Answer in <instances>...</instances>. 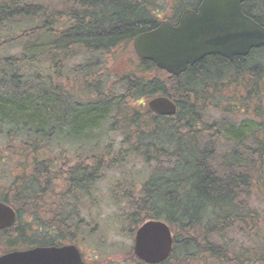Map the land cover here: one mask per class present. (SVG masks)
<instances>
[{"label":"trees","instance_id":"16d2710c","mask_svg":"<svg viewBox=\"0 0 264 264\" xmlns=\"http://www.w3.org/2000/svg\"><path fill=\"white\" fill-rule=\"evenodd\" d=\"M155 3L70 0L60 11L0 0V202L17 214L0 230V256L81 246L95 233L80 223L81 205L136 158L151 171L120 183L119 216L136 231L170 226L173 250L159 264H264V209L253 204L264 198V48L207 56L178 77L139 58L105 74L107 57L160 24ZM198 3L172 0L165 19ZM243 11L264 27V0H245ZM163 96L174 116L148 109ZM125 259L145 264L133 250Z\"/></svg>","mask_w":264,"mask_h":264},{"label":"water","instance_id":"95a60500","mask_svg":"<svg viewBox=\"0 0 264 264\" xmlns=\"http://www.w3.org/2000/svg\"><path fill=\"white\" fill-rule=\"evenodd\" d=\"M244 1L203 0L197 11L184 12L177 26L165 21L157 30L137 36L134 53L161 71L181 76L207 56L220 55L230 61L264 48V27L244 14ZM148 107L161 116H174L178 110L164 96L153 98ZM16 221L15 210L0 202V230L14 226ZM135 238L134 253L146 264L166 261L173 250L171 228L159 220L146 222ZM0 264L84 263L78 248L66 245L10 252L0 256Z\"/></svg>","mask_w":264,"mask_h":264},{"label":"rangeland","instance_id":"374dc122","mask_svg":"<svg viewBox=\"0 0 264 264\" xmlns=\"http://www.w3.org/2000/svg\"><path fill=\"white\" fill-rule=\"evenodd\" d=\"M38 1L41 5L45 4V6H47L46 8L52 5V9L56 8L62 11V9L66 7L70 0ZM155 1V4L158 6L157 10L159 16L162 18L165 17L169 11L172 0ZM160 21H162V19H160ZM128 48L126 50L120 49L118 53H116L115 57L110 56L106 58V61H110V65H107L105 70H107V72L110 71V73L108 72L105 74L109 76L110 74L115 75V73H123L125 72V68H128V65H131L132 60L138 59L136 53H134L133 42ZM12 50L14 52H18L20 51V47H14ZM76 61L79 60H75L69 64H74ZM208 116L214 121L220 120V115L212 110H209ZM120 141L121 139L118 138L112 142V144L119 145ZM120 148L121 147L118 146L116 147V154L119 153ZM143 163L144 162H141L136 158H131V161L125 163L126 165L120 168V170L114 169L108 171L101 183L97 185L95 199L93 201H86L85 204L81 205L82 207L80 209L81 212L79 216L80 223H82L83 227H89L91 230L95 229V233L92 235L88 234L86 231L88 235L84 238H81V240H84L85 243L81 241L82 245H77L80 252L82 253L84 263H129L126 261L125 255L127 252L133 250L135 241L134 236L137 226L133 228L124 220L125 217L120 218V209L126 204L124 193L119 192L117 188L122 182L124 184L133 183L135 185H139L140 182H142L141 180L145 179L151 171V169L147 168ZM138 179L140 180L138 181ZM261 199L264 198L260 196L259 198L253 199L254 207H261L264 209V201Z\"/></svg>","mask_w":264,"mask_h":264},{"label":"flooded vegetation","instance_id":"af4514ba","mask_svg":"<svg viewBox=\"0 0 264 264\" xmlns=\"http://www.w3.org/2000/svg\"><path fill=\"white\" fill-rule=\"evenodd\" d=\"M178 2H182V1H184V0H177ZM189 1V0H188ZM191 2H193V1H197V2H201L202 0H190ZM197 8H198V6H196V7H194L193 8V11L194 10H197ZM181 18V17H180ZM179 22V20L178 21H176V19H175V21L173 22L175 25L177 24Z\"/></svg>","mask_w":264,"mask_h":264}]
</instances>
